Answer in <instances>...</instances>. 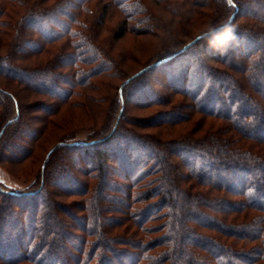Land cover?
Returning a JSON list of instances; mask_svg holds the SVG:
<instances>
[{
	"label": "trees",
	"instance_id": "trees-1",
	"mask_svg": "<svg viewBox=\"0 0 264 264\" xmlns=\"http://www.w3.org/2000/svg\"><path fill=\"white\" fill-rule=\"evenodd\" d=\"M216 2L206 30L175 39ZM225 29L226 51L213 46ZM129 34L162 53L124 76L147 68L117 86L106 126L53 141L67 111L104 104ZM161 70L165 84L147 78ZM127 101L156 109L125 117ZM192 116L218 126L162 139ZM7 161L38 168L31 188L0 186V264H264V0H0Z\"/></svg>",
	"mask_w": 264,
	"mask_h": 264
},
{
	"label": "rangeland",
	"instance_id": "rangeland-1",
	"mask_svg": "<svg viewBox=\"0 0 264 264\" xmlns=\"http://www.w3.org/2000/svg\"><path fill=\"white\" fill-rule=\"evenodd\" d=\"M214 6L218 11L223 9V5H220L218 2H216L215 4H213L212 9L208 7L205 10H202V15L206 16H196L193 23H190L183 31H181L180 27L175 24V39L179 38L187 41L193 35L206 30L208 28L207 25L211 21H213L212 14ZM160 47L161 43L159 39L155 37H135L134 35L129 34L118 41L114 45V51L112 55L114 59H116V61L119 63L120 73L118 78L109 81L111 83V89L109 88V90L107 91L104 104L99 108L96 106H92L89 112H81L73 109L67 111L64 115L65 120L62 121L66 122L65 126L63 125L59 127L58 129H56L57 131H54L52 133V140L54 141L58 138V136L72 131L71 133L73 134V136L70 139L75 141H82L87 138L92 130L94 131L96 129H99L104 125V123L106 126L116 112L117 104L115 103L113 105L112 102L114 101L111 99L115 97L117 86L122 83L124 76L133 73L134 71L144 66L146 63L159 57V54L162 53ZM163 72L164 71L161 70L156 73H151L149 76H147V78L153 76L155 81L159 80L160 83L165 84L166 81L164 79ZM159 88L160 87L155 84L154 89L158 90ZM19 95V98L23 103L25 101L32 100V97H30L27 92L24 93V90H22ZM133 104L134 103H131L130 101L125 102V117H146L156 109L155 107H152L150 109H141ZM216 126H218V124L211 122V120H206L199 116H192L188 119L187 122L171 126L169 127V130L161 132V136L162 139H166V136H168V138H171V136L179 137L186 134H189L190 137H192V135L193 137H202L207 133V130H211V132H213V130H216ZM135 131L141 133H156L157 135L159 134V132H157L158 130L156 129H147L140 127L136 128ZM77 156L78 155L76 154V152H73V154L69 156V161L72 162L74 167L77 166L75 161ZM175 161L177 162L176 159ZM37 168V163L36 165L34 163L32 164L28 162L24 164L21 163L12 165L8 161L3 163L0 162V186L17 192L31 188L34 181L33 177ZM179 169L180 170L175 173L176 176H178L182 171L181 167H179Z\"/></svg>",
	"mask_w": 264,
	"mask_h": 264
},
{
	"label": "water",
	"instance_id": "water-1",
	"mask_svg": "<svg viewBox=\"0 0 264 264\" xmlns=\"http://www.w3.org/2000/svg\"><path fill=\"white\" fill-rule=\"evenodd\" d=\"M231 20V19H230ZM229 20V21H230ZM223 27H219V28H216V29H213L211 30L210 32H207V33H204L202 35H199L197 36L194 40H192L191 42H189L188 44H186L181 51L185 50L187 47L193 45L196 41H198L199 39L203 38V37H206V36H209L211 34H213L214 32L218 31L219 29H221ZM147 68H143L141 69L140 71H138L137 73L133 74L132 76H130L129 78H127L123 83L122 85L120 86L119 90L122 89V87L129 83L131 80H133L134 78H136L138 75H140L141 73H143ZM74 144H78V145H87V144H90V143H74ZM59 146V144L55 145L46 155V159L48 158L49 154L57 147Z\"/></svg>",
	"mask_w": 264,
	"mask_h": 264
},
{
	"label": "clouds",
	"instance_id": "clouds-1",
	"mask_svg": "<svg viewBox=\"0 0 264 264\" xmlns=\"http://www.w3.org/2000/svg\"><path fill=\"white\" fill-rule=\"evenodd\" d=\"M234 39L235 37L232 35L231 29H225L215 35L213 46L226 51Z\"/></svg>",
	"mask_w": 264,
	"mask_h": 264
}]
</instances>
